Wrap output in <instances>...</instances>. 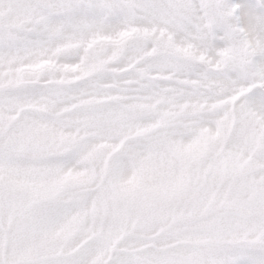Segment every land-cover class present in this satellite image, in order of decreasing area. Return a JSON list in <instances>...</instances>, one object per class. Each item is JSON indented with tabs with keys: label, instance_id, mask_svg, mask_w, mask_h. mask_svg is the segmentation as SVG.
Wrapping results in <instances>:
<instances>
[{
	"label": "snow or ice",
	"instance_id": "6c2138e0",
	"mask_svg": "<svg viewBox=\"0 0 264 264\" xmlns=\"http://www.w3.org/2000/svg\"><path fill=\"white\" fill-rule=\"evenodd\" d=\"M0 264H264V0H0Z\"/></svg>",
	"mask_w": 264,
	"mask_h": 264
}]
</instances>
